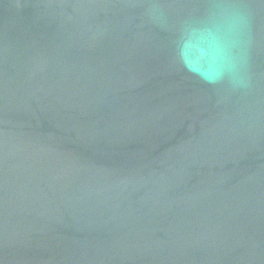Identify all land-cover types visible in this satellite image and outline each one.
<instances>
[{
	"label": "water",
	"instance_id": "water-1",
	"mask_svg": "<svg viewBox=\"0 0 264 264\" xmlns=\"http://www.w3.org/2000/svg\"><path fill=\"white\" fill-rule=\"evenodd\" d=\"M0 264H264V0H0Z\"/></svg>",
	"mask_w": 264,
	"mask_h": 264
}]
</instances>
